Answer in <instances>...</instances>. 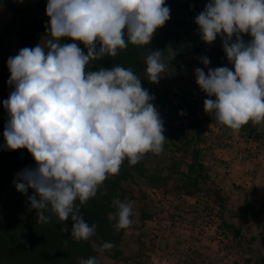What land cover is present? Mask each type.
I'll return each mask as SVG.
<instances>
[{
    "label": "clouds",
    "instance_id": "obj_1",
    "mask_svg": "<svg viewBox=\"0 0 264 264\" xmlns=\"http://www.w3.org/2000/svg\"><path fill=\"white\" fill-rule=\"evenodd\" d=\"M46 14L51 37L46 48L39 43L24 47L7 60L8 84L14 90L3 102L10 117L3 136L7 149L26 148L35 161L13 183L37 211V222L71 217V239L87 241L96 225L86 222L81 206L97 195L106 179L119 174L125 159L136 165L148 152L160 154L166 139L164 122L151 103L155 97L131 68L89 71L87 66L117 56L129 42L149 45L170 19V8L165 0H48ZM195 23L203 41L220 36L234 65V71L209 68L207 75L195 69L200 89L216 97L204 100L206 113L233 131L264 122V0H209ZM241 34L252 39L245 42ZM62 38L82 42L87 53L75 42L62 43ZM174 56L172 51L168 59ZM161 57L162 51L156 50L146 58L153 83L166 68ZM200 59L210 64L207 57ZM113 206L116 212L108 218L116 221L114 227L129 228L133 205L114 198ZM61 231H68L67 224ZM114 247L104 242L96 250ZM80 264L97 262L90 257Z\"/></svg>",
    "mask_w": 264,
    "mask_h": 264
},
{
    "label": "rangeland",
    "instance_id": "obj_2",
    "mask_svg": "<svg viewBox=\"0 0 264 264\" xmlns=\"http://www.w3.org/2000/svg\"><path fill=\"white\" fill-rule=\"evenodd\" d=\"M183 1L199 13L209 2ZM10 5L31 15L36 0H0V28L12 20ZM44 15L48 17L46 11ZM23 16L16 13L14 21ZM241 35L245 42L252 39ZM47 39L39 44L45 47ZM6 45L9 51L17 48L15 34ZM147 56L142 58L145 69ZM201 57L210 64L205 66ZM161 59L166 68L159 82L148 83L161 102L151 101L164 122V150L148 152L143 171L122 183L123 202L133 205V223L123 230L116 254L111 258L113 252L98 251L101 245L96 244L93 257L97 264H255L253 249L264 252V122L233 131L206 113L204 100L216 97L200 89L195 69L207 75L209 68L234 71V65L220 36L213 44L203 41L187 14L180 16L178 28L169 30ZM192 160L198 164L197 177L189 174Z\"/></svg>",
    "mask_w": 264,
    "mask_h": 264
},
{
    "label": "trees",
    "instance_id": "obj_3",
    "mask_svg": "<svg viewBox=\"0 0 264 264\" xmlns=\"http://www.w3.org/2000/svg\"><path fill=\"white\" fill-rule=\"evenodd\" d=\"M47 3L48 0H36L35 10L31 15L26 14L28 10L24 8L10 5L9 10L12 11L13 16L20 13L22 16L25 14L26 17L16 23L12 16L10 24L0 28V264H78L81 259L86 260L93 257L95 245H102L104 242H111L115 245L109 250L113 252V256L109 255L113 258L121 242L122 232L125 230H117L114 227L116 221L108 218L110 213L116 212L113 199L123 202L126 192L122 183L143 171L142 161L147 156L146 154L136 165H129L128 160L125 159L119 174L106 179L97 195L81 206V213L86 222L90 226L96 225L95 233L89 240L71 239V228L74 223L71 217L65 222L59 221L55 216L52 217L50 223L37 222V211L30 207L27 196L18 191L13 183L15 175L26 167H34L35 161L26 148L10 150L5 147L3 132L10 117L3 102L14 90V85L8 84L11 75L7 66L8 58L17 55L24 47L34 48L45 37L51 38L46 32V25L50 18L44 15ZM165 3L170 8V19L156 30L149 45H134L129 42L128 47L118 50V55L115 57L105 56L99 60L90 61L86 70L111 69L116 65L131 68L134 74L141 79L142 87L154 95V102L161 103L154 88L148 83V74L142 58L149 55L151 51L164 52V45L169 41V30L179 27L182 14H187L191 19H195L199 14L198 8L183 0H165ZM12 34L17 37L18 46L15 50L9 51L6 39ZM125 39L127 40V37ZM73 42L77 43L85 54L87 53L82 42L62 38V43ZM164 102L167 105L171 104L167 96ZM187 166L189 174L196 177L200 175L197 172L198 164H195L194 160ZM13 185L14 189L11 190ZM102 192L106 194L102 195ZM32 193L33 189L29 188L28 195ZM76 203L79 204V201L77 200ZM130 218L132 219V216ZM63 223L68 226L67 232L61 231ZM65 239L68 240L67 246L64 243Z\"/></svg>",
    "mask_w": 264,
    "mask_h": 264
},
{
    "label": "water",
    "instance_id": "obj_4",
    "mask_svg": "<svg viewBox=\"0 0 264 264\" xmlns=\"http://www.w3.org/2000/svg\"><path fill=\"white\" fill-rule=\"evenodd\" d=\"M252 131H250L251 133ZM253 253H254V262L255 264H264V252L261 251V249L259 248H254L253 249Z\"/></svg>",
    "mask_w": 264,
    "mask_h": 264
}]
</instances>
